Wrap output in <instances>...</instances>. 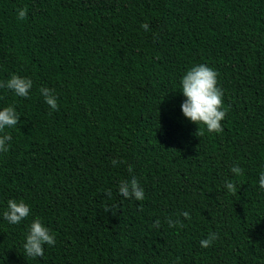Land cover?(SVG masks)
I'll list each match as a JSON object with an SVG mask.
<instances>
[{"label":"trees","instance_id":"obj_1","mask_svg":"<svg viewBox=\"0 0 264 264\" xmlns=\"http://www.w3.org/2000/svg\"><path fill=\"white\" fill-rule=\"evenodd\" d=\"M199 64L227 113L200 137L181 110ZM13 74L33 87L0 88L20 116L0 153V264H264V0H0V81ZM132 175L143 201L119 194ZM10 199L30 207L20 224L3 217ZM37 218L56 243L26 257Z\"/></svg>","mask_w":264,"mask_h":264},{"label":"clouds","instance_id":"obj_2","mask_svg":"<svg viewBox=\"0 0 264 264\" xmlns=\"http://www.w3.org/2000/svg\"><path fill=\"white\" fill-rule=\"evenodd\" d=\"M27 16V8L17 11V19L24 20ZM141 27L146 31L149 29L147 23ZM33 87V81L30 78L21 77L13 74L7 81H0V88L11 90L16 96L28 98L30 90ZM40 94L44 97V101L53 111L59 110L57 97L53 94V90L47 87L40 88ZM181 92L186 98L181 104V110L185 118L194 124L198 125L196 135H203V130L200 125H204L209 133H221L223 127L221 122L226 117V110L223 109V90L218 87V73L205 64H199L191 67L181 79ZM20 121V116L17 115L16 109L13 106H8L0 110V153L9 151L12 136L5 132L6 128H15ZM114 165L118 161L113 160ZM129 173L133 172V167L129 165ZM230 171L239 176L243 175V169L238 165L232 166ZM225 187L228 192L235 195L237 186L230 180L225 181ZM259 187L264 191V172L260 173ZM119 194L127 199H135L143 201L145 199L144 189L140 186L139 180L135 175L130 179L121 181L118 186ZM108 198H111L112 192H106ZM7 209L3 212V217L9 224H20L30 215V207L24 201L17 202L10 199ZM110 208L106 207L104 211L108 212ZM143 210L142 207L140 209ZM178 215L190 220L191 216L188 212H182ZM159 220L155 221L153 227H158ZM179 224L183 227V221L168 219L169 227H176ZM218 239V234L210 232L206 239L200 241L202 248H209L215 240ZM56 243L55 235L51 230L44 226L42 221L37 218L31 222L26 235L25 243L23 244L24 255L26 257L37 258L43 257L45 245L54 246Z\"/></svg>","mask_w":264,"mask_h":264}]
</instances>
